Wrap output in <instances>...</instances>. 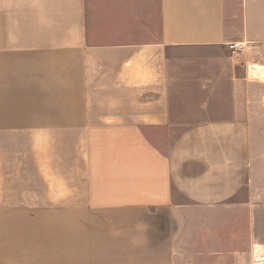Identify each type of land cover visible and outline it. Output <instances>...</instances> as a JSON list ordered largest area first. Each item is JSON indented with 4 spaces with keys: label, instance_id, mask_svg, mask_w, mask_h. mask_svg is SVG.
<instances>
[{
    "label": "crops",
    "instance_id": "1",
    "mask_svg": "<svg viewBox=\"0 0 264 264\" xmlns=\"http://www.w3.org/2000/svg\"><path fill=\"white\" fill-rule=\"evenodd\" d=\"M256 63L264 0H0V191L12 127L87 138L50 209L0 195V264H260Z\"/></svg>",
    "mask_w": 264,
    "mask_h": 264
},
{
    "label": "rangeland",
    "instance_id": "2",
    "mask_svg": "<svg viewBox=\"0 0 264 264\" xmlns=\"http://www.w3.org/2000/svg\"><path fill=\"white\" fill-rule=\"evenodd\" d=\"M74 133L67 131L60 134L66 136ZM48 135L36 134L23 126L12 127L10 136L5 135V141L1 144L5 148L8 165L2 185L4 192L0 191V195L3 193L6 208L17 215L48 210L55 205L56 197L69 196L70 189L65 186V180L77 178L75 169L82 166L81 155L85 151L84 140L87 138H40ZM156 136L163 140L162 134ZM53 144L57 146L53 147ZM98 146L99 142L96 141L95 148ZM91 153L87 151L84 156H91L90 160L99 162L98 153ZM258 262L264 264V258Z\"/></svg>",
    "mask_w": 264,
    "mask_h": 264
},
{
    "label": "bare ground",
    "instance_id": "3",
    "mask_svg": "<svg viewBox=\"0 0 264 264\" xmlns=\"http://www.w3.org/2000/svg\"><path fill=\"white\" fill-rule=\"evenodd\" d=\"M249 71L251 72L252 75H259L261 77H264V67L259 63L250 65ZM258 257H259V259H262L261 254H258Z\"/></svg>",
    "mask_w": 264,
    "mask_h": 264
},
{
    "label": "built area",
    "instance_id": "4",
    "mask_svg": "<svg viewBox=\"0 0 264 264\" xmlns=\"http://www.w3.org/2000/svg\"><path fill=\"white\" fill-rule=\"evenodd\" d=\"M245 44H246V42L243 41V40H240V41H231L229 43V46L231 48V51L233 53H236V52L240 51L241 49H243L244 46H245Z\"/></svg>",
    "mask_w": 264,
    "mask_h": 264
}]
</instances>
